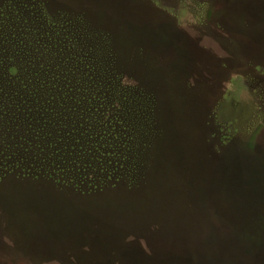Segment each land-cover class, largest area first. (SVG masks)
<instances>
[{"label": "rangeland", "instance_id": "rangeland-1", "mask_svg": "<svg viewBox=\"0 0 264 264\" xmlns=\"http://www.w3.org/2000/svg\"><path fill=\"white\" fill-rule=\"evenodd\" d=\"M257 216L264 0H0V264H262Z\"/></svg>", "mask_w": 264, "mask_h": 264}, {"label": "trees", "instance_id": "trees-1", "mask_svg": "<svg viewBox=\"0 0 264 264\" xmlns=\"http://www.w3.org/2000/svg\"><path fill=\"white\" fill-rule=\"evenodd\" d=\"M103 191V190H101ZM248 217L244 218V219H241L242 222H240L239 224H241L240 227H249L246 232H250V234H247L248 236H250L252 233L250 230L253 231V227L251 225H256L255 227V230H259V228L257 227V225L259 226H264V217H261V216H257L255 219H250L249 218V221H245V219H247ZM244 225V226H243ZM250 229V230H249ZM255 232V231H254ZM261 263L264 264V256H263V259L261 260Z\"/></svg>", "mask_w": 264, "mask_h": 264}]
</instances>
